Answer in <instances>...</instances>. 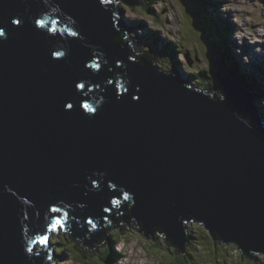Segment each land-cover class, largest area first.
I'll list each match as a JSON object with an SVG mask.
<instances>
[{
    "label": "water",
    "instance_id": "obj_1",
    "mask_svg": "<svg viewBox=\"0 0 264 264\" xmlns=\"http://www.w3.org/2000/svg\"><path fill=\"white\" fill-rule=\"evenodd\" d=\"M0 31V264L59 261L38 241L64 214L90 248L121 215L180 252L190 223L264 254V108L244 72L219 54L211 92L131 58L103 0H0Z\"/></svg>",
    "mask_w": 264,
    "mask_h": 264
},
{
    "label": "rangeland",
    "instance_id": "obj_2",
    "mask_svg": "<svg viewBox=\"0 0 264 264\" xmlns=\"http://www.w3.org/2000/svg\"><path fill=\"white\" fill-rule=\"evenodd\" d=\"M217 1L221 3V15L228 18L236 30L235 34L231 36L232 44L236 46V54L244 64H248L247 71L250 74L253 73L256 83L262 87V92L264 90V72L253 67V64H263L264 66V0ZM190 6L191 3L187 4L186 0H140L134 6H128L121 2L119 8L127 12V21H143L148 25L142 28L129 27L131 34L138 39L139 47L144 51L151 49L156 52L158 62L162 67L170 68L174 65L182 79L198 86L194 75L196 76L198 71L204 70L206 65L214 71L215 63L210 58V54H206L209 50L204 49V44L200 41L192 23L189 22ZM155 36L158 37L159 42L151 41ZM176 41L181 42L184 49L176 50V60L173 63V60L167 55L163 56L164 53L159 55L155 47L157 46L158 50H163L164 42L176 46L174 43ZM182 52H185V55ZM188 64L191 69L186 68ZM262 96H264V91ZM259 105L264 108V98L261 99ZM116 225L108 228L105 232L104 241L101 243L102 247L95 253L98 256L90 254L87 261L82 260L74 248L75 244L79 245L77 241L68 238L67 242L61 240L58 242V234L56 237L50 236L49 247L59 245L55 250L53 248L54 252H52L59 253L60 260L56 264H241L243 262L239 260L240 251H237L239 247L236 244L224 245L221 242L213 241L206 229L196 224L189 223L186 226L187 236L192 242L190 245L187 244L183 255H179V250L175 252L174 247L168 245L164 239L166 236L163 234L161 238H158L156 234L155 236L142 235L136 223L121 222L120 226L116 227ZM117 231L121 232V237L118 238V243L114 244L113 250L119 255V261L105 263L102 256H105L109 245H112L111 234L114 237ZM153 237L158 239L155 241ZM224 247L237 249L229 254V259L225 258L230 260L227 262L221 260V257L224 258ZM63 248H65L64 251ZM260 255L257 264H264V254Z\"/></svg>",
    "mask_w": 264,
    "mask_h": 264
},
{
    "label": "trees",
    "instance_id": "obj_3",
    "mask_svg": "<svg viewBox=\"0 0 264 264\" xmlns=\"http://www.w3.org/2000/svg\"><path fill=\"white\" fill-rule=\"evenodd\" d=\"M137 2H139L140 0H135ZM185 1V0H184ZM191 3L190 6V23H192L193 28L195 29L200 41L202 42V44H204V49H208L209 52H207L206 54L209 55L210 54V58L212 59V61L215 63L216 60L221 61L220 60V56L219 54H222L223 57L225 58L226 62L232 66L234 72L242 74L243 72H245V69H247L248 64H244L241 60H237L236 66L235 64H233L232 58L233 55L232 54H236L235 51V45L232 44V40H231V36H233L236 32V30L234 29V25L231 23V21L226 18L223 14L221 15V3L217 0H186V3ZM128 9V8H127ZM161 15V12H160ZM118 28L120 29L121 27L120 24L117 25ZM195 33V35H196ZM155 34V33H154ZM122 35V34H121ZM197 38V36H195ZM158 37H154V40L151 39L152 42H154L155 40H157L159 42V40L157 39ZM120 40V39H119ZM185 40V39H184ZM143 42H145L144 40H142ZM156 42V41H155ZM146 43V42H145ZM165 44H163V50H158L157 46L155 47L158 54L161 55L162 53H164L166 56L169 57L170 59L176 60V54H177V49H184V47H182V45L179 42H174L176 44V46L172 45V43L169 42H164ZM148 44V42H147ZM143 52H145L147 55H145ZM198 52V51H196ZM182 54L185 55V52H182ZM150 55V58H155L154 54H151L149 51H141V53L139 54L140 57H147ZM232 55V56H231ZM132 56L135 58L138 56L137 55H133ZM236 57V56H235ZM224 61V59H222ZM151 61V59H150ZM154 61H156L154 59ZM222 62V61H221ZM225 62V61H224ZM238 64V65H237ZM247 65V66H246ZM238 66V67H237ZM253 67L257 68L260 72H264V66L263 64H253ZM187 69H191L190 64H188L186 66ZM171 72H173L174 70L179 74L178 69L174 68V65L170 67ZM214 71L209 69V67H207L204 70L198 71V73L196 74L195 80L197 82V84H199V89H204L205 91H211V92H215V88H216V77L213 73ZM244 76H246V78L248 79L249 77H252V81H248L247 80V85L250 89V91L253 93V95L256 96L257 98V104L259 105L261 103V99L264 98V96H262L263 91L261 92V86L259 84L256 83L255 81V77L252 74H250V72H248L247 74H244ZM248 76V77H247ZM190 86H192L190 84ZM219 90H216V92H218ZM219 95H221V91L218 92ZM260 107V105H259ZM261 110V109H260ZM262 115L264 114V109L261 110ZM264 117V116H263ZM129 214V213H127ZM134 223H136V220H133ZM139 227V225H138ZM161 230H157L156 231V236L158 238H161ZM115 233V232H114ZM121 232L117 231V233L114 234V237H112V234L110 236V239L112 241V245L108 247V249L106 250L105 256H102L103 261L105 263L107 262H114L117 263V261H119V255L113 250L114 244L118 243V238L121 237ZM66 233H64L63 235L59 236L58 242L61 240L62 242H67L70 238L73 241H77L79 243V245H74V248L78 251L79 256L82 260L87 261L88 258L91 256L90 254L94 255V256H98L95 253L98 252L100 250V248L102 247L101 244H95L96 246L94 247H89V245L83 241L82 239L79 238H74L70 233L65 235ZM158 238L153 237V239L156 241ZM165 241L169 244V242L166 240V238H164ZM212 240V238H211ZM109 242V243H110ZM192 242V241H191ZM191 242L189 243V245L191 244ZM59 247V245H57ZM107 246V245H106ZM65 248H63L62 250L64 251ZM236 248H231L229 249L228 247L225 248L224 247V251L225 253L223 254V259L221 257V260L227 262L230 261L229 259V254L234 252ZM237 250V249H236ZM240 251V258L239 260L243 261L241 264H257V259H259L261 257L260 254L257 253H252L250 255L244 253L243 251H241L240 249L237 250ZM175 252H177V250L175 249ZM65 253V252H64ZM182 253V254H181ZM179 252V255H183V252ZM238 256V257H239ZM228 258V259H225ZM263 258V257H262ZM261 262V261H260Z\"/></svg>",
    "mask_w": 264,
    "mask_h": 264
},
{
    "label": "snow or ice",
    "instance_id": "obj_4",
    "mask_svg": "<svg viewBox=\"0 0 264 264\" xmlns=\"http://www.w3.org/2000/svg\"><path fill=\"white\" fill-rule=\"evenodd\" d=\"M103 2L107 3L108 0H103ZM17 23H19V21H17ZM41 23H43V22H41ZM53 31H54V29H53ZM0 35H3L2 31H0ZM80 87H83V85H80ZM68 107L71 108L72 105H68ZM85 107H87V105H85ZM125 198H127V197H125ZM53 211H57L58 212L59 210L58 209H53ZM58 226H62L61 220L60 219H55L52 222V224H51V230L54 231ZM47 242H48V237L47 236H41L39 241H38V243L41 244V245H45V244H47ZM29 251H32V249H29ZM49 259H51V257H49Z\"/></svg>",
    "mask_w": 264,
    "mask_h": 264
},
{
    "label": "clouds",
    "instance_id": "obj_5",
    "mask_svg": "<svg viewBox=\"0 0 264 264\" xmlns=\"http://www.w3.org/2000/svg\"><path fill=\"white\" fill-rule=\"evenodd\" d=\"M166 71H168L169 72V68H165V67H163ZM199 85V84H198ZM195 87V86H194ZM124 222H127V223H130V224H133L134 223V221H132V220H130V221H123V223ZM136 224H137V222H136ZM196 225H198V224H196ZM118 226H120V225H118ZM200 226V225H199ZM201 227H203V226H201ZM112 231V230H111ZM64 234V233H63ZM63 234H61V235H63ZM60 234L58 235V237L59 236H61ZM73 236V235H72ZM74 237V236H73ZM75 238V237H74ZM221 244H224V245H227V244H225V243H223V242H221ZM39 246H41V244L39 245ZM51 246H53V248H54V250L56 249V247H58L57 245H56V247L54 246V245H51ZM175 249V248H174ZM55 255H58V254H56V252H55Z\"/></svg>",
    "mask_w": 264,
    "mask_h": 264
},
{
    "label": "bare ground",
    "instance_id": "obj_6",
    "mask_svg": "<svg viewBox=\"0 0 264 264\" xmlns=\"http://www.w3.org/2000/svg\"><path fill=\"white\" fill-rule=\"evenodd\" d=\"M143 53H145V52H143ZM146 54V53H145ZM179 75H180V77L182 78V76H181V74L179 73ZM185 82L187 81V80H185V79H183ZM263 120H264V117H263ZM49 230H51V229H49ZM48 230V231H49ZM49 233H50V231H49ZM53 247V246H52ZM52 252H54V251H52ZM58 253V252H57ZM54 254V253H53ZM59 254V253H58ZM56 256H58V255H56ZM56 264V263H55Z\"/></svg>",
    "mask_w": 264,
    "mask_h": 264
}]
</instances>
